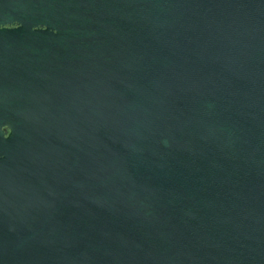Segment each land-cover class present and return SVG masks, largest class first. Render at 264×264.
I'll use <instances>...</instances> for the list:
<instances>
[{
	"label": "water",
	"instance_id": "obj_1",
	"mask_svg": "<svg viewBox=\"0 0 264 264\" xmlns=\"http://www.w3.org/2000/svg\"><path fill=\"white\" fill-rule=\"evenodd\" d=\"M0 264H264V0H0Z\"/></svg>",
	"mask_w": 264,
	"mask_h": 264
}]
</instances>
